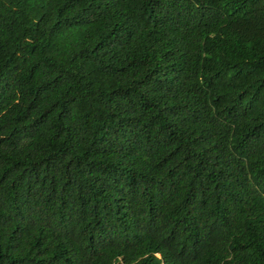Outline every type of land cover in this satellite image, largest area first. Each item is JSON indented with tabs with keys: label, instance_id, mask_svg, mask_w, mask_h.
<instances>
[{
	"label": "trees",
	"instance_id": "obj_1",
	"mask_svg": "<svg viewBox=\"0 0 264 264\" xmlns=\"http://www.w3.org/2000/svg\"><path fill=\"white\" fill-rule=\"evenodd\" d=\"M0 264H264V0H0Z\"/></svg>",
	"mask_w": 264,
	"mask_h": 264
}]
</instances>
